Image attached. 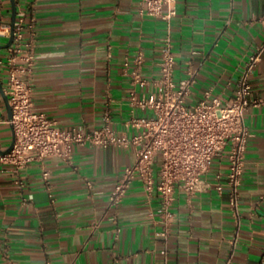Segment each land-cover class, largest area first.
I'll list each match as a JSON object with an SVG mask.
<instances>
[{
	"label": "crops",
	"instance_id": "0c3cea01",
	"mask_svg": "<svg viewBox=\"0 0 264 264\" xmlns=\"http://www.w3.org/2000/svg\"><path fill=\"white\" fill-rule=\"evenodd\" d=\"M14 2L17 17L36 21L35 110L58 127L99 128L110 111L113 129L132 137L136 132L126 130L131 117L153 112L134 111L130 94L158 92L166 38L176 56V80L189 70L196 74L188 104L209 90L233 98L255 55L250 83L253 95L264 97V0H175L170 23L141 15L140 0ZM12 17V0H0V47L10 40ZM138 51L145 55V86H134L130 76ZM6 53L1 49L0 59ZM0 83V151H6L13 129L1 67ZM245 121L250 136L238 216L229 203L224 154L204 175L202 192L176 190L167 238L160 199L149 197L139 178L119 205H111L124 170L135 163L133 146H75L72 165L54 157L19 174L0 163V264H264V106L250 108Z\"/></svg>",
	"mask_w": 264,
	"mask_h": 264
},
{
	"label": "built area",
	"instance_id": "2783aa9c",
	"mask_svg": "<svg viewBox=\"0 0 264 264\" xmlns=\"http://www.w3.org/2000/svg\"><path fill=\"white\" fill-rule=\"evenodd\" d=\"M174 3L175 0H140V14L170 23L177 15ZM35 28L34 18L28 22L27 15L20 14L13 29V43L0 59V67L7 76L5 93L12 110L10 124L13 129V148L7 154H0V163L19 174L32 163L44 164L54 157L72 165L75 146L100 149L133 146L136 149L135 163L124 170L110 196L111 205H119L132 181L139 178L148 196L156 194L160 199L164 227L161 235L167 238L174 222L171 208L176 200V190L180 189L188 196L202 192L207 186L204 175L217 157L226 154L229 161V203L238 216L250 136L245 118L250 108L264 106V97H255L250 83L259 55L249 58L233 98L225 100L221 96H213L209 90L202 101L190 105L187 100L196 83V74L189 70L186 78L176 80V56L171 39L166 38L161 51L158 92L139 96L133 90L130 94L134 111L150 110L153 115H133L126 123V130L136 133L129 138L113 129L110 111L105 113L101 127L89 130L58 127L45 113L35 110L32 81L36 64ZM6 33L10 38L12 28ZM144 62L143 51H138L130 73L134 86L148 84L142 76ZM129 66L130 61L126 58V69ZM42 176L48 181L50 172L44 170ZM88 185L92 184L88 182Z\"/></svg>",
	"mask_w": 264,
	"mask_h": 264
},
{
	"label": "water",
	"instance_id": "95a60500",
	"mask_svg": "<svg viewBox=\"0 0 264 264\" xmlns=\"http://www.w3.org/2000/svg\"><path fill=\"white\" fill-rule=\"evenodd\" d=\"M12 4H13V17H12V26H11L12 34L10 36V40H9L8 44L6 46L0 47V50L9 48L11 46V44L13 43V29H14L15 24H16L17 9H16V5H15L14 0H12ZM0 90L3 91L1 83H0ZM4 98H5V101L7 103L9 118L11 120L12 119V110H11V107L9 105V100H8V97L6 95L4 96ZM12 148H13V141H12V144L10 145L9 149H7L6 151H0V154H7L11 151Z\"/></svg>",
	"mask_w": 264,
	"mask_h": 264
}]
</instances>
